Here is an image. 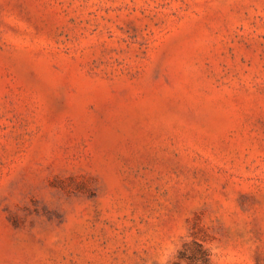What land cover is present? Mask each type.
I'll return each mask as SVG.
<instances>
[{"label":"rangeland","instance_id":"rangeland-1","mask_svg":"<svg viewBox=\"0 0 264 264\" xmlns=\"http://www.w3.org/2000/svg\"><path fill=\"white\" fill-rule=\"evenodd\" d=\"M264 264V0H0V264Z\"/></svg>","mask_w":264,"mask_h":264},{"label":"trees","instance_id":"trees-1","mask_svg":"<svg viewBox=\"0 0 264 264\" xmlns=\"http://www.w3.org/2000/svg\"><path fill=\"white\" fill-rule=\"evenodd\" d=\"M208 258H209V253L207 250L203 251V260L205 261L206 264H208Z\"/></svg>","mask_w":264,"mask_h":264}]
</instances>
